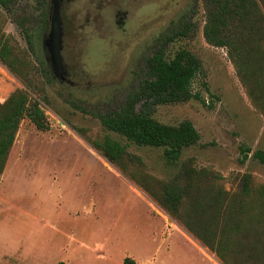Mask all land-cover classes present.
<instances>
[{"label":"rangeland","instance_id":"obj_1","mask_svg":"<svg viewBox=\"0 0 264 264\" xmlns=\"http://www.w3.org/2000/svg\"><path fill=\"white\" fill-rule=\"evenodd\" d=\"M176 1L168 0V26H174L172 16L184 13L173 9ZM3 11L5 31L40 68L45 88L41 105L51 129L41 131L24 119L1 175L0 250L13 246L1 264H29L27 255L38 247L60 248L66 240L68 264H123L126 257L134 264H222L71 126L101 134L100 114L123 106L145 77L146 59L159 48L126 43L111 47L113 38L102 33L97 43H86L87 31L77 27L67 34L62 50L68 83L53 69L51 24H46L47 14L37 0H18ZM190 14L183 34L169 27L156 37L164 41L168 58L188 49L200 59L202 68L192 85L195 96L157 105L154 116L166 124L192 121L201 137L183 150L182 160L221 174L228 189L246 172L264 182V164L252 157L264 149V115L252 105L227 49L205 40L201 0ZM23 86L0 60V101ZM111 133L141 156L156 177L166 181L179 173L180 166L165 161L163 148L138 146Z\"/></svg>","mask_w":264,"mask_h":264},{"label":"trees","instance_id":"obj_2","mask_svg":"<svg viewBox=\"0 0 264 264\" xmlns=\"http://www.w3.org/2000/svg\"><path fill=\"white\" fill-rule=\"evenodd\" d=\"M17 1L0 0V60L24 85L0 101V178L24 119L41 131L51 129L41 105L45 88L40 68L5 31L7 17L3 10L9 11ZM201 1L205 40L227 49L252 105L264 115V0ZM37 2L47 14L46 24L51 23L50 0ZM146 66L145 77L137 89L128 93L123 106L100 114L101 134L71 126L215 253L222 264H264V182L246 172L237 175L228 189L221 174L182 160L183 150L201 137L192 121L166 124L154 116L157 105L176 104L195 96L192 85L202 68L200 59L188 49L179 50L170 59L159 48L146 59ZM111 132L138 146L163 148L165 161L180 166L179 173L166 181L156 177L148 172L143 158L130 152L128 145ZM250 152L248 148L245 159ZM252 157L264 164V149H257ZM124 264L134 262L126 257Z\"/></svg>","mask_w":264,"mask_h":264},{"label":"flooded vegetation","instance_id":"obj_3","mask_svg":"<svg viewBox=\"0 0 264 264\" xmlns=\"http://www.w3.org/2000/svg\"><path fill=\"white\" fill-rule=\"evenodd\" d=\"M198 2L199 0H177L173 9L177 13L184 10V15L172 16L169 21L174 26H168V0H60L63 45L67 34L76 32L78 27L80 31H87L86 43H97L96 40L102 37L98 34L102 33L113 38L111 47L126 43L145 49L162 48L164 41H157V33L169 27L171 30L177 28L179 32L184 31L191 23L190 12L194 11ZM50 3L52 14L51 0ZM61 80L72 83L66 71Z\"/></svg>","mask_w":264,"mask_h":264},{"label":"water","instance_id":"obj_4","mask_svg":"<svg viewBox=\"0 0 264 264\" xmlns=\"http://www.w3.org/2000/svg\"><path fill=\"white\" fill-rule=\"evenodd\" d=\"M52 1L51 30L49 33L48 46L51 55L52 66L57 76L65 75V64L62 54L64 29L60 9V0Z\"/></svg>","mask_w":264,"mask_h":264},{"label":"crops","instance_id":"obj_5","mask_svg":"<svg viewBox=\"0 0 264 264\" xmlns=\"http://www.w3.org/2000/svg\"><path fill=\"white\" fill-rule=\"evenodd\" d=\"M1 216L2 215L0 213V217ZM30 238H31L30 240H32L29 241L30 245H33L34 238L32 235L30 236ZM66 243L67 240L60 246V248L55 247L50 249L48 247L47 248L38 247L36 252L32 253L31 255H27V261L29 262V264H45V262H48V264H56L60 260H65L67 262L66 260L67 254L65 253ZM12 250H13V246L9 247V249L7 250H3V251L0 250V264L4 255L8 254L9 252H12Z\"/></svg>","mask_w":264,"mask_h":264}]
</instances>
